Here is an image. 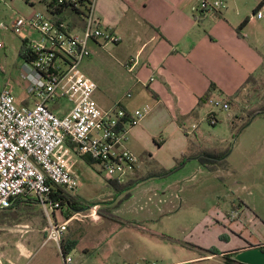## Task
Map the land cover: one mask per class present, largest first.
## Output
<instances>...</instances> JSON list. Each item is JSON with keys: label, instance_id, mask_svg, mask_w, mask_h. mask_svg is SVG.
Segmentation results:
<instances>
[{"label": "crops", "instance_id": "obj_1", "mask_svg": "<svg viewBox=\"0 0 264 264\" xmlns=\"http://www.w3.org/2000/svg\"><path fill=\"white\" fill-rule=\"evenodd\" d=\"M195 2L93 0V13L103 30L118 39L112 44L120 50L121 60L129 74L123 96L110 103L102 95L95 94L94 98L95 92L93 98L104 110L116 106L128 111L145 105L150 107V112L129 132L125 144L135 156L143 155L147 164L143 169L138 163L135 175L138 173L141 181L129 191L128 198L132 201L151 188L154 191L159 189L155 181L162 177L151 176L150 172L172 167L174 160L187 152L189 142L203 148L223 149L229 137L236 136L235 123L239 119L237 105L240 101L251 98L255 93L260 98L264 96L261 94L264 90V22L252 20L246 13L232 23L225 14L227 7L219 12L196 15L191 13ZM245 20L247 23L238 30ZM102 42L107 41L94 39L89 42L91 56L83 61L85 64L93 61L94 53L101 48ZM210 98L229 104L230 110L225 116L220 117L218 110L208 104ZM208 114L215 116V125L211 126L206 121ZM193 125L197 127L192 129ZM238 148L248 153L239 143L233 151ZM151 163H157L159 167L154 168ZM186 164L191 165L193 170H207L196 160ZM72 170L80 179L81 174ZM168 188L160 192L162 198L171 202L176 199V194L168 193ZM132 192L135 193L132 195ZM153 206L154 210L145 217L154 215L156 206ZM157 207L160 208V205ZM255 212L251 210L247 217L258 232L256 236L247 230L240 232L233 244L231 238L227 239L225 228L218 227L219 238L215 244L194 245L192 255L168 264H264V218L256 216ZM61 213L63 218L68 215L64 211ZM220 217L225 223L224 215ZM12 223L6 218L0 220V236L7 230L20 238L33 232L30 225ZM216 223L220 226L218 221ZM234 224L237 229L241 228L236 222ZM26 226L28 230L23 229ZM38 232L42 234L41 248L45 234L43 229ZM62 242L67 250L77 244L69 237ZM2 245L0 238V260L7 254ZM15 247L19 256L30 255L20 240L15 241Z\"/></svg>", "mask_w": 264, "mask_h": 264}, {"label": "rangeland", "instance_id": "obj_2", "mask_svg": "<svg viewBox=\"0 0 264 264\" xmlns=\"http://www.w3.org/2000/svg\"><path fill=\"white\" fill-rule=\"evenodd\" d=\"M259 2L233 0L225 14L232 23H236L246 13L250 18ZM33 12L46 14L44 3L35 0V4L29 6L21 0H0V23L4 26H0V65L5 68L4 73L0 70V89L5 85L12 87L17 105L28 94L22 75L25 69H22L19 57L21 39L12 32L11 23L17 17H28ZM78 69L96 83L94 98L95 94L102 95L110 103L123 96L129 74L124 68L120 50L112 43L102 42L101 48L94 53L93 61L89 64L82 62ZM261 94H264V90ZM262 101L264 98L256 93L240 101L235 129L245 122L248 112L257 109ZM66 103L62 101L64 111ZM217 112L220 117L226 114ZM233 138L229 137L223 145L230 149L226 169L209 172L197 168L193 170L191 165L185 164L168 176L156 179L155 186L159 189L154 191L151 188L147 193L139 194L135 202L125 193L120 194L107 187L102 168L97 163L89 164L85 159L69 154V164L81 174L79 186L73 194L89 201V207L97 210L90 217L87 216L90 213L87 208L81 212L83 214L68 221L69 228L63 240L69 237L77 242L66 254L71 257V264L172 263L192 255L194 245L215 244L219 238L218 227L225 228L224 232L228 240L232 239L231 242L246 230L256 236L258 232L248 221L247 215L254 209L256 216L262 215L264 218V114L253 119ZM238 143L248 153H243L240 148L233 151ZM136 157L144 169L147 164L143 155ZM151 165L159 167L157 163ZM137 177L140 178L138 173L134 178ZM167 186L168 193L176 194V199L173 198L171 202L162 198L160 192ZM153 205L157 211L152 213L154 215L151 218L145 217L154 210ZM221 215H224L225 223ZM55 219L57 223L65 220L59 211L55 212ZM125 221L133 223L126 224ZM234 222L241 228L237 229ZM16 223L30 225L33 232L21 238L16 233L10 234L8 230L1 234L2 250L7 251L1 257L2 264H63L56 244L48 243L40 248L42 234L38 230L45 228L46 224L40 205L35 206L31 217L22 215L12 224ZM17 240L21 241L30 255H18L15 247Z\"/></svg>", "mask_w": 264, "mask_h": 264}, {"label": "built area", "instance_id": "obj_3", "mask_svg": "<svg viewBox=\"0 0 264 264\" xmlns=\"http://www.w3.org/2000/svg\"><path fill=\"white\" fill-rule=\"evenodd\" d=\"M21 1L29 6L35 4V0ZM229 1L196 0L191 13L219 12ZM39 2L44 3L46 14L33 12L11 23L14 35L27 44L29 60L21 59V67L25 69L22 75L28 95L26 105H17L12 87L0 89V210L17 200H34L42 207L46 221L42 247L56 244L64 264H71V257L63 255L61 242L68 221L83 213H73L57 223L55 212H65L66 206L51 198L55 187L74 193L79 186V176L72 170L68 155L93 160L102 168L105 181L121 185L134 179L138 158L125 144L129 132L150 112V107L128 111L116 106L104 110L93 98L96 84L78 66L91 56V40H118L103 30L93 13V0L82 17V25L74 13L62 19L63 14L54 9L65 4L68 10L77 8L79 0ZM251 19L264 22V0L257 4ZM0 26L4 28L2 23ZM4 69L0 65L2 73ZM62 101L67 102L65 111ZM208 104L221 112L230 110L229 104L220 99L210 98ZM206 121L211 126L217 123L213 114H208ZM94 208H86L90 211L87 216L96 214Z\"/></svg>", "mask_w": 264, "mask_h": 264}, {"label": "trees", "instance_id": "obj_4", "mask_svg": "<svg viewBox=\"0 0 264 264\" xmlns=\"http://www.w3.org/2000/svg\"><path fill=\"white\" fill-rule=\"evenodd\" d=\"M78 3L79 4L77 8L74 7L71 10L66 9L67 7L66 4L60 6V8L54 7V9L57 14H63V16L61 17L62 19H67L70 16L73 17L72 15L74 13L75 15L79 16V18L81 19L80 25H82V17L87 14L91 2L90 0H79ZM246 23L247 20L243 21L239 26L238 30H240ZM19 57L26 61L29 60L27 44L23 40H21ZM21 104L26 105L27 101L23 100ZM262 114H264V101H262V103L258 105L257 109H253L252 111L248 112L245 122L240 127L237 128L236 135L245 127H247L253 119H255L256 117ZM229 153H230V149L227 147L223 149L203 148L201 146H197L189 142V149L187 150V152L183 153L179 158L175 159L174 165L171 168L169 169L157 168L151 171L149 175L162 177V178L166 177L169 174L179 170L182 166H184L188 161L191 160H196L199 163V165H201L210 172L216 171L218 169H226L228 167L227 158L229 156ZM84 159L89 164L95 163L93 160H90L86 157H84ZM140 181H141L140 178H134L128 181L127 183L121 185H118L111 181H106V184L109 189H113L120 194L125 193L126 194L125 196L129 197L130 189H132L134 185ZM51 198L53 200H60L61 204L63 206H66V211L64 213L65 215L66 214L68 215L64 216L65 218H67L73 213H78L80 210L86 209L91 205L89 201L80 198L78 195L64 191L59 187L54 188ZM36 205L37 203L34 200H28V201L17 200L13 203L11 207L0 210V220L6 218L8 219V221L14 222L17 221V219L22 215H29L31 217L33 215V210ZM62 243H61L62 252L63 255H66L69 250L65 249Z\"/></svg>", "mask_w": 264, "mask_h": 264}, {"label": "water", "instance_id": "obj_5", "mask_svg": "<svg viewBox=\"0 0 264 264\" xmlns=\"http://www.w3.org/2000/svg\"><path fill=\"white\" fill-rule=\"evenodd\" d=\"M86 209H82V210H80L79 212H84Z\"/></svg>", "mask_w": 264, "mask_h": 264}]
</instances>
